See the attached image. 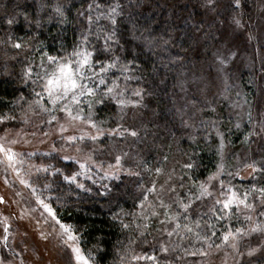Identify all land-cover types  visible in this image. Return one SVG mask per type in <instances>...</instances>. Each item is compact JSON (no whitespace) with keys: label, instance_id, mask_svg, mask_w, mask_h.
I'll use <instances>...</instances> for the list:
<instances>
[{"label":"snow or ice","instance_id":"1","mask_svg":"<svg viewBox=\"0 0 264 264\" xmlns=\"http://www.w3.org/2000/svg\"><path fill=\"white\" fill-rule=\"evenodd\" d=\"M244 5L245 0H228L230 15L227 18V31L217 29L218 35L213 36L217 42L216 51L213 53L214 63L217 77L223 85L219 95L231 91L234 87L229 83L232 80L229 71L240 54V47L234 42L235 38L243 33L246 43L256 39L251 25L245 19ZM39 7L41 10L49 8L54 13V16H48V22L57 17L60 23L66 22L63 4L57 3L53 6L47 0H41ZM200 7L217 13L215 22L221 26L225 25V20L220 18L217 11L219 0H203ZM78 16L83 18L81 31L71 52L65 49L63 56L51 55L41 47L37 65L40 71H34L31 63L24 64L22 79L24 83L31 81L34 85L31 90L33 99L25 101L24 104L18 103L19 100L25 99L23 95L17 101L0 99V163L5 164V172L11 170L19 183L30 189L37 206L43 209L42 218L46 221L51 219L53 225L58 226L57 235L71 250L70 261L74 260L75 264H99L92 252L86 254L80 246L81 237L78 233L83 230V226L64 222L52 203L47 202L42 193H37L31 177L35 173L37 181H40L41 173L62 175L64 181L75 183L77 188L90 192L92 189L86 188V185L79 181V177H85L95 183L93 178L97 173L102 174L99 177L101 180L120 179L121 172L140 175L139 171L125 167L129 153L117 147L115 139L111 145H105L101 138L127 139L138 136L136 128L131 124L126 125L125 120L129 112H132L135 118L136 111L144 106L146 90L138 83L134 87L132 82L142 79V76L136 75L140 68L137 63L139 57L144 54L145 49L151 51L160 44L150 34L151 29L140 25L138 19L130 12L125 20L122 0H87L86 7L82 5L78 10ZM24 20L26 28L39 29L44 23L42 17L30 18L26 12ZM16 23L15 17L6 21L8 26ZM202 27L203 23L197 31ZM38 35L39 33H36L28 39L16 37L14 40L11 33H6V38L0 40V44L5 47L10 45L17 50L31 48L29 41ZM168 43V40L163 41L164 45ZM37 88L40 90L37 91ZM201 91L207 97L210 89ZM235 95L239 96L240 93L236 92ZM215 102L206 98L204 107H197L193 101L191 105L186 104L178 108L177 112L181 117L188 115L187 121L181 120L184 128L192 127L194 117L205 108L215 111ZM233 103L235 107H242L239 103ZM97 106L115 107V115L118 117L114 121L115 127H106L108 120L100 117V109ZM261 106L264 107V101ZM189 108L191 114L186 111ZM247 115L251 121L250 110ZM259 123L260 130L264 132V119ZM200 126L206 130L215 129L219 137L217 155L220 162L216 171L205 180L197 181L188 172L183 171L177 177L175 168L165 172L163 167L148 168L145 161H137V168L143 167L156 178L150 180L147 187L139 185L141 192L137 203L138 213L120 209L121 213L132 217L129 223L121 219V228L136 233L135 237L130 235L127 244L122 247L120 264H187L185 258L189 256L202 258L193 264H208L205 258L214 254L221 258V264H229V259L232 264H256L251 258L264 250V186L253 183L241 189L231 180L221 179L225 172L229 177L240 176L241 173L239 170L227 171L225 167L226 136L219 130L218 121L201 120ZM235 127L239 128L240 124L237 123ZM207 134L211 135L210 132ZM189 139L195 141V137L190 136ZM33 142L48 143L49 151L42 153L40 158L51 157L62 166L32 163L31 158L37 155L36 151H16L15 146ZM164 160L167 161L168 157L165 156ZM64 161L71 164L64 165ZM194 166L193 162H186L182 168L191 170ZM243 168L251 169L248 173L250 176L257 172L264 173V165L258 167L256 161L243 163ZM161 176L165 177L163 182L158 179ZM43 179L46 180L47 176ZM7 182L6 176L5 183ZM43 187L47 189L51 185L45 183ZM101 187L109 190L107 185ZM177 189H184V194ZM209 199L212 201L210 205L207 204ZM3 202L4 198L0 197V203ZM205 206L208 211L202 212L201 209ZM118 217L119 213L113 214V219ZM7 220L6 216L0 220L5 233L0 240L5 248L9 247L7 241L10 225ZM213 220L228 221L227 224L221 225L223 231L219 235ZM232 221H235V224ZM153 222L158 225L155 228V236L150 231ZM149 236L152 237L151 241ZM253 236L257 237V243L254 245L251 243ZM137 248L140 250L137 251ZM5 259L0 258V264H5Z\"/></svg>","mask_w":264,"mask_h":264},{"label":"trees","instance_id":"2","mask_svg":"<svg viewBox=\"0 0 264 264\" xmlns=\"http://www.w3.org/2000/svg\"><path fill=\"white\" fill-rule=\"evenodd\" d=\"M223 1H227L226 6L218 13L226 22L224 26L215 22L217 13L210 15L200 7L203 0H122L125 20L130 12L138 19L140 25L151 29L150 34L160 44L151 51L145 49L144 54L139 57L137 63L140 68L136 75L142 76V79L132 82L134 87L138 83L146 90L144 106L136 111L135 118L130 112L125 120L126 125L131 124L138 131L137 140L141 144L136 152L134 151L136 163L145 161L148 168L163 167L165 172L175 168L177 177L183 171L196 180H205L208 174L214 171L219 160L218 139L214 134L215 129L206 130L200 126L201 120L218 121L219 130L225 134V142L230 150H238L244 145L240 133L232 130L234 123L227 120L229 115L226 104L222 95H219L223 86L214 70L213 53L216 51L217 42L213 36L218 35L217 29L225 31L230 15L228 0ZM47 2L53 6L57 3L63 4L65 23H60L58 17L48 22V16H54V13L49 8L41 10V0H0V40L6 38V33H11L14 40L21 36L28 39L39 33L35 39L29 41L31 48L17 50L10 45L5 47L0 44V99L17 101L23 95L25 99L19 100L18 103L24 104L34 87L31 81L23 82L24 64L38 61L41 47L51 55H63L64 50H71L79 39L83 18L78 16V10L82 5L86 7L87 0ZM252 5V0H245L243 11L249 24L253 13ZM25 12L30 18L42 17L43 26L39 29L26 28ZM13 17L17 23L8 26L7 19ZM201 23L203 27L197 31ZM164 40L169 43L164 45ZM177 57L179 59H176ZM249 75L248 71L242 69L240 80L247 81ZM205 88L210 89L207 97L201 91ZM254 96L253 91L251 97ZM206 98L216 101L213 104L215 111L205 108L194 117L193 126L185 129L181 120L187 121L188 115L181 117L177 109L182 105H191L193 101L197 107H204ZM106 109L109 110L102 112L104 119L115 116L114 106ZM186 111L191 114L190 108ZM229 128L232 132H229ZM208 132L211 135H208ZM190 136L195 137V141L189 139ZM165 156L168 157L167 161L164 160ZM186 162H193V169H183L182 165ZM135 169L146 176L149 173L141 171L144 168H137L136 164ZM256 179L257 186H264V174ZM140 181L136 175H122L113 182H88L86 188H91L90 192L79 189L63 179H59L56 184L63 216L68 223L83 226V230L79 232L81 245L86 251L92 252L99 264H113L114 260L117 261L121 255L115 253L127 244L130 235L136 236L135 232L130 233L129 230L121 228V219L126 223L132 218L125 216L120 209L129 213L138 211ZM187 183L186 177V186ZM248 183L253 184L251 181ZM101 185H107L109 190L106 191ZM114 213H119L117 219H113Z\"/></svg>","mask_w":264,"mask_h":264},{"label":"rangeland","instance_id":"3","mask_svg":"<svg viewBox=\"0 0 264 264\" xmlns=\"http://www.w3.org/2000/svg\"><path fill=\"white\" fill-rule=\"evenodd\" d=\"M252 1L253 13L250 25L251 31L256 39L252 40L250 43H246V37L243 33L235 38L234 42L239 45L240 54L235 58V62L232 64L229 71V75L232 77V80L229 81V83L233 84L234 87L231 89V91L226 92L221 96L226 104L227 112L229 115L227 120L234 123L232 130L239 132L240 137H242V140L244 142V145L238 150H230L228 144L225 142V167L227 171L235 172L236 170H239L241 174L240 176L229 177L227 175V172H225V174L221 176V179H224L226 181L231 180L234 185L240 187L241 189L249 187V184H252L248 183L249 181L255 183L256 180H258L256 178L264 174L257 172L250 176L248 175V173L251 171V169L243 168V163H251L252 161H256L258 167L264 165V132L260 130L259 123L262 119H264V107L261 106V102L264 101V68H262V64H264V0ZM226 2L227 1L219 0V8L217 9L218 12H221V10L225 8ZM212 13L214 14V12H208V14L210 15ZM225 31H227V27ZM71 51L72 49L68 52ZM39 60L40 57L38 58V61L32 63L34 71H40V69L37 67V65L39 64ZM214 66V70L216 72V65L214 64ZM242 69L250 73V77H248L247 81L245 82L240 80V73L242 72ZM36 90L39 91L40 89L37 88ZM253 91L255 93V96L252 98L251 96ZM236 92H239L240 95H235ZM31 99H33L32 95L25 101ZM233 102L239 103L240 105H242V107H235ZM97 107L100 109V117L103 118L102 112H107L109 109L107 110L102 106ZM249 110L251 111L252 116L251 121L249 120L247 115ZM115 113L116 109L114 115ZM128 114H130V112ZM116 119H118L116 115L114 117L108 118V124L106 125V127H115L114 121ZM237 123L240 124L239 128L235 127ZM249 133H252V135L249 136ZM214 134L218 139V146L219 137L216 135V132ZM137 138L138 136L128 137L127 139H121L118 137H103L101 139L104 140L105 145H111L113 139H115L117 142V147L122 148L123 151L129 153V156L126 158L125 167L131 168L133 171L140 172V170L135 169L136 157L134 156V151L136 152V149H138L139 147L138 145L141 144L137 140ZM246 138L247 142H245ZM15 148L16 151L23 153L33 152L38 149L39 151H36L37 155L31 158L32 163H51L56 167L62 166L57 162V160L52 159L51 157L40 158L41 154L45 153L44 151H49L48 143L40 144L38 142H33L32 144L17 145L15 146ZM53 155L55 154L53 153ZM218 159L219 163V156ZM63 164H71V162L64 161ZM228 165H231L232 167H228ZM25 167H27V165H25ZM141 171L146 173L145 169ZM215 171L216 168L211 173ZM211 173H209L208 175H210ZM65 174H67V169H65ZM100 175L102 174L97 173V175L94 176L93 179L100 183H102L103 181H105L106 183L117 180L115 178L101 180L99 179ZM122 175L130 177L135 176L129 175L126 172H121L120 176ZM6 176L8 180L7 183H5ZM44 176H47L46 180L43 179ZM40 177V181H37L35 173H33L31 177L32 181L35 183L37 193H42L43 198L47 202L52 203L53 207L57 210L59 217L64 222L68 223L63 216V210L61 208V204L59 203L60 199H58L57 196L56 184L59 179H63V176L52 175L50 173H41ZM153 178L156 177H154L152 173H148L147 176L146 174H140L138 176V179L141 180L140 185L143 184L145 185V187L149 186V181ZM164 178L165 177L161 176L158 179L160 180V182H163ZM78 179L85 185L88 182L93 183V180H88L85 177H79ZM45 183L50 184L51 187L47 189L44 188L43 184ZM213 183L216 182L213 181ZM72 184L76 186L75 183ZM140 192L141 189L138 187L139 196ZM179 192L183 195L184 189L180 190ZM17 193H19V195ZM0 197L4 198V202L0 203V220H2V217L6 216L8 217L7 223L10 225L8 233L9 239L7 241L9 247L5 248L3 246V241L0 240V258H6L5 264H75L74 260L70 261L71 250L61 242L60 237L57 235L59 231L58 226H54L51 219H48L46 221L44 218H42L41 213L43 209L37 206L35 197L31 194L30 189L20 184L19 180L16 178L15 174L11 172V170L5 172V164L2 163H0ZM211 202V199H209L207 201V204L210 205ZM201 211L207 212V206L201 209ZM136 212H139V208ZM209 215H211V213H209ZM129 222L130 219L127 220L126 223ZM213 222L216 223L217 235H219L220 232L223 231L221 225H225L228 223V221L216 222L214 220ZM232 223L235 224V221H232ZM157 227L158 225L155 222L150 225V231H152L153 236L156 235L155 228ZM4 234L5 233L3 232V225L2 223H0V237H2ZM78 235L80 236V233H78ZM148 239L151 241L152 237L149 236ZM256 239V236H253L251 238V243L253 245L257 243V241H255ZM247 242L248 241L246 240L245 243ZM153 243L155 242L153 241ZM80 246L86 254L89 252L82 247L81 240ZM139 250L140 249L137 248V251ZM115 254L122 255V252L118 251ZM163 255L164 254H161V256ZM201 259L202 258L199 256H189L185 258L187 264H193L194 261ZM205 259L208 260V264H221V258L216 254ZM251 259L255 261L256 264H262V262H264V250H262L260 253H257L256 256L252 257ZM113 264H120V257L117 261L114 260ZM229 264H232L230 259Z\"/></svg>","mask_w":264,"mask_h":264}]
</instances>
